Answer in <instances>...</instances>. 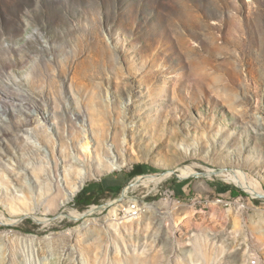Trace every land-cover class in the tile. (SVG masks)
Here are the masks:
<instances>
[{"label":"rangeland","instance_id":"rangeland-1","mask_svg":"<svg viewBox=\"0 0 264 264\" xmlns=\"http://www.w3.org/2000/svg\"><path fill=\"white\" fill-rule=\"evenodd\" d=\"M0 264H264V0H0Z\"/></svg>","mask_w":264,"mask_h":264},{"label":"trees","instance_id":"trees-1","mask_svg":"<svg viewBox=\"0 0 264 264\" xmlns=\"http://www.w3.org/2000/svg\"><path fill=\"white\" fill-rule=\"evenodd\" d=\"M121 190V186H106L102 189L97 188L95 191H90L88 193H86L83 197L82 196H78L75 198V206L79 207V208H83V207H87L90 206L94 203H96L98 201V199L100 198V195L105 193V192H111L114 193L116 195H118L119 191ZM241 194H245L241 191L237 192V191H233V196H238Z\"/></svg>","mask_w":264,"mask_h":264},{"label":"bare ground","instance_id":"bare-ground-1","mask_svg":"<svg viewBox=\"0 0 264 264\" xmlns=\"http://www.w3.org/2000/svg\"><path fill=\"white\" fill-rule=\"evenodd\" d=\"M83 149H84V152L87 154V155H89V154H91V145H90V142H86L84 145H83ZM202 166V165H201ZM110 167H112V169H118L119 168V166H118V164L116 163V162H110ZM74 168H76V169H74V172L73 173H76L77 174V167L75 166ZM243 176V175H242ZM227 177V176H226ZM240 183H242V184H244L245 182H246V180H245V178H243V177H238V178H236ZM228 180V179H227ZM229 180H230V178H229ZM154 181V180H153ZM156 181V180H155ZM234 181V180H233ZM237 181V182H238ZM248 181V185H249V187L250 188H252V190L254 191V193H255V195H257L258 193H261V191H259L258 189H256V187L253 185V183H254V181H253V183H251L249 180H247ZM232 182V181H231ZM150 184V183H149ZM241 184V185H242ZM135 185V184H134ZM135 208V207H134ZM127 211V210H126ZM136 212L135 211H133V209H131V210H129V212H128V215L129 216H135L136 214H135ZM171 213V212H170ZM184 219H186V216L184 215V216H180V221L179 222H182Z\"/></svg>","mask_w":264,"mask_h":264},{"label":"built area","instance_id":"built-area-1","mask_svg":"<svg viewBox=\"0 0 264 264\" xmlns=\"http://www.w3.org/2000/svg\"><path fill=\"white\" fill-rule=\"evenodd\" d=\"M133 211H135L136 213H137V212H139V210H138V209H137V210H133ZM136 213H135V214H136ZM138 214H139V213H138ZM136 215H137V214H136Z\"/></svg>","mask_w":264,"mask_h":264}]
</instances>
